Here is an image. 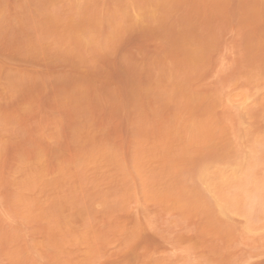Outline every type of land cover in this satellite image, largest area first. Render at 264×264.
Masks as SVG:
<instances>
[{
    "label": "rangeland",
    "instance_id": "1",
    "mask_svg": "<svg viewBox=\"0 0 264 264\" xmlns=\"http://www.w3.org/2000/svg\"><path fill=\"white\" fill-rule=\"evenodd\" d=\"M0 264H264V0H0Z\"/></svg>",
    "mask_w": 264,
    "mask_h": 264
},
{
    "label": "bare ground",
    "instance_id": "2",
    "mask_svg": "<svg viewBox=\"0 0 264 264\" xmlns=\"http://www.w3.org/2000/svg\"><path fill=\"white\" fill-rule=\"evenodd\" d=\"M232 178V177H231ZM246 192V191H245Z\"/></svg>",
    "mask_w": 264,
    "mask_h": 264
}]
</instances>
